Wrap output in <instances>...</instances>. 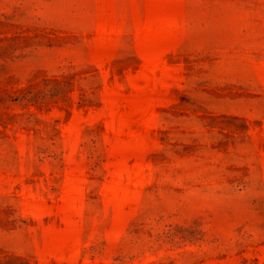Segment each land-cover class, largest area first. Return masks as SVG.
Returning <instances> with one entry per match:
<instances>
[{
	"label": "rangeland",
	"instance_id": "obj_1",
	"mask_svg": "<svg viewBox=\"0 0 264 264\" xmlns=\"http://www.w3.org/2000/svg\"><path fill=\"white\" fill-rule=\"evenodd\" d=\"M0 264H264V0H0Z\"/></svg>",
	"mask_w": 264,
	"mask_h": 264
}]
</instances>
